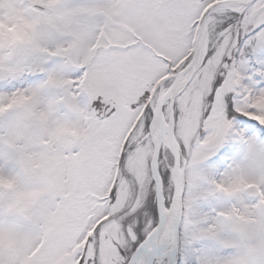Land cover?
<instances>
[{
	"label": "snow or ice",
	"instance_id": "snow-or-ice-1",
	"mask_svg": "<svg viewBox=\"0 0 264 264\" xmlns=\"http://www.w3.org/2000/svg\"><path fill=\"white\" fill-rule=\"evenodd\" d=\"M0 264H264V0H0Z\"/></svg>",
	"mask_w": 264,
	"mask_h": 264
}]
</instances>
